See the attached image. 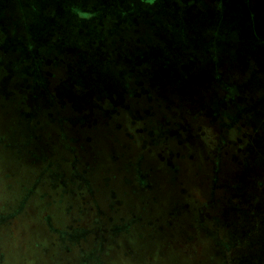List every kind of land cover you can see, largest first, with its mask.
<instances>
[{
  "label": "rangeland",
  "instance_id": "obj_1",
  "mask_svg": "<svg viewBox=\"0 0 264 264\" xmlns=\"http://www.w3.org/2000/svg\"><path fill=\"white\" fill-rule=\"evenodd\" d=\"M38 1L52 6L40 11L41 33L46 20L60 18L66 35L95 18L79 15L84 0ZM21 73L11 81L0 66V264H258L264 197L252 190H264V89L248 109L221 99L210 118L158 111L163 103L145 98L132 110L153 113L83 118L63 101L27 109L18 83L33 78ZM57 73L66 78L63 65Z\"/></svg>",
  "mask_w": 264,
  "mask_h": 264
},
{
  "label": "trees",
  "instance_id": "obj_2",
  "mask_svg": "<svg viewBox=\"0 0 264 264\" xmlns=\"http://www.w3.org/2000/svg\"><path fill=\"white\" fill-rule=\"evenodd\" d=\"M263 1H257L262 9H264ZM115 3L120 6V0H84V7H81L79 15L83 18L81 13L85 15L88 13L87 16L90 17L92 12V17L95 16V18L88 26L84 24L83 20L78 23L74 22L76 25L73 27L74 31L63 35V31L58 29L63 25V22L57 23L56 20L54 22L46 20V30L41 33L39 23H44V19L41 18L40 11L50 12L52 9L50 3L40 5L38 0H0V34L3 38L5 37L0 40V51L2 54H9L6 58L0 54V66L8 71L10 69L13 71V75L10 77L11 81L16 72H22V79L33 78L29 82L19 81L18 83L19 91L22 96L25 95L27 109H33L36 113L42 112L43 108L55 107L63 101L66 106H62L61 110L68 108L71 111V116L80 113L83 118H89L85 113L101 112L103 114L110 110L116 113L124 110L127 113H148L152 110V106L146 110H140V112L132 110L134 106L132 101H137L135 99H139L141 93L145 96L146 102L149 95L145 93V87L135 85V80L131 78L132 71L122 70L119 67L118 54L121 42L125 41V38L119 35L118 27L116 29L118 33L115 32L114 25L116 23L111 25L107 20L108 17L106 18L107 15L119 13ZM9 4H13V7H9ZM97 16L99 17L97 18ZM106 22L109 24L108 27H105ZM262 22L255 23V26ZM80 37H83V41L79 39ZM8 46L11 50L7 48ZM235 47H232L230 56L221 55L226 59L225 61L220 59L221 68L215 69L213 72L207 71L210 78L213 77L214 81H218L214 87L223 90L224 94L218 97L214 94V100L207 102H191L187 109V103L183 102H174L171 107L174 105L178 111L182 112L183 110L187 114L203 113V117L210 118L214 111L213 104L221 99H224L225 102H232L236 109H248L255 102H262L264 38L252 55L251 51L247 52L244 47L237 49ZM14 54H18L20 58L24 56L28 59L25 62L24 60L19 61L13 57ZM57 55H62L64 59L58 61ZM140 59L141 62L135 64H141L145 58L141 57L136 60ZM59 62H63L61 64L66 69L64 80L58 77L57 70L60 69V66L62 67L61 64H58ZM46 66L52 67L56 72L46 74ZM235 71L238 72L239 78L241 77L240 81L232 80V73ZM183 72L184 79L192 80L194 77L200 76L202 71L187 69ZM249 85L257 88L258 94L255 97L252 96V93L246 94V88ZM2 90L6 92L3 86ZM98 103H108V108L99 109ZM262 110L264 111V107ZM105 113L104 115H106ZM64 115H58L57 118H67ZM69 120L71 119L69 118ZM90 121L94 125V118ZM261 186L260 183L256 188L259 189ZM256 188L252 190L253 193L255 192L254 194H259V197L263 198L264 190L259 192ZM258 245L261 247V249L259 248L261 257H259L258 264H264V235L261 233ZM252 253L250 251L242 256L247 258Z\"/></svg>",
  "mask_w": 264,
  "mask_h": 264
},
{
  "label": "crops",
  "instance_id": "obj_3",
  "mask_svg": "<svg viewBox=\"0 0 264 264\" xmlns=\"http://www.w3.org/2000/svg\"><path fill=\"white\" fill-rule=\"evenodd\" d=\"M257 1L120 0V6L115 3L117 17L107 18L123 25L119 30L125 38L118 54L119 67L133 72L135 85L145 87L149 95L147 102L163 103L158 104V111L169 109L174 102L187 103V109L191 102L214 100V94L219 96L214 87L218 81L207 71L221 68V55L230 56L232 47H244L252 55L262 43L264 9ZM257 22L262 23L255 26ZM128 24L132 31L122 30ZM141 57L145 59L137 65L141 59H136ZM187 69L202 72L192 80L184 79L183 70ZM142 98L143 93L135 100Z\"/></svg>",
  "mask_w": 264,
  "mask_h": 264
}]
</instances>
